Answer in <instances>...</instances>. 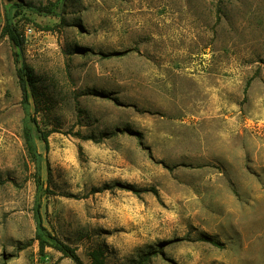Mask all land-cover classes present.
<instances>
[{"label":"rangeland","instance_id":"rangeland-1","mask_svg":"<svg viewBox=\"0 0 264 264\" xmlns=\"http://www.w3.org/2000/svg\"><path fill=\"white\" fill-rule=\"evenodd\" d=\"M35 203L83 264H264V0H0V264H75Z\"/></svg>","mask_w":264,"mask_h":264},{"label":"trees","instance_id":"trees-1","mask_svg":"<svg viewBox=\"0 0 264 264\" xmlns=\"http://www.w3.org/2000/svg\"><path fill=\"white\" fill-rule=\"evenodd\" d=\"M18 7H24L25 5L17 4ZM29 10L31 11H37V12H45L46 10H49L45 7H37L34 8L33 6H28ZM4 33L8 35L10 41L13 43V45L18 49V52L21 51V48L24 43V37L19 31V27L15 22H13L8 16L6 18V24L4 27ZM18 55V53H17ZM17 76L19 79V86L21 88L22 92V104L23 108L28 113V110L30 108V102H29V93H28V87L30 89V96L33 97L35 101V105L37 104V96L35 92V86L30 79L29 74V68L25 64H22L19 68H17ZM49 135V132H43L41 139L45 143V146H47V137ZM22 138L24 141L25 148L27 149L30 156L34 159L37 173L39 174L40 171V163H41V154L38 152L35 138L32 132V129L28 125L27 119L24 121L23 129H22ZM153 193L156 194L155 190H151ZM41 205L39 203H35V206L33 208V216L36 223V237L39 240V246H40V252L41 254L44 253V248L47 245L48 239L51 240V244L56 250L61 252L64 256L70 258L75 264H83V261L80 259L78 254L76 253L75 248L69 246L68 244L63 243L62 241L58 240L57 238L53 237L43 226L42 224V214H41ZM202 240L207 241L215 246L220 245L219 242L214 240L210 236H204ZM109 248L103 244V243H96L94 246H92L88 252L89 257V264H107V257L109 256ZM44 255V254H43Z\"/></svg>","mask_w":264,"mask_h":264},{"label":"built area","instance_id":"built-area-1","mask_svg":"<svg viewBox=\"0 0 264 264\" xmlns=\"http://www.w3.org/2000/svg\"><path fill=\"white\" fill-rule=\"evenodd\" d=\"M32 31L33 30H32V28L30 26H28V25L25 26L24 33H25L26 36L29 35V34H31Z\"/></svg>","mask_w":264,"mask_h":264}]
</instances>
